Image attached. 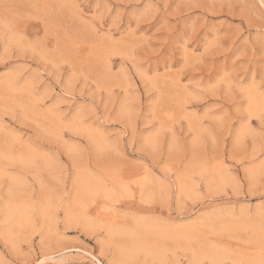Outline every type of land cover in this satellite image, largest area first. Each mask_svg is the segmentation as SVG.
<instances>
[{"label": "rangeland", "instance_id": "rangeland-1", "mask_svg": "<svg viewBox=\"0 0 264 264\" xmlns=\"http://www.w3.org/2000/svg\"><path fill=\"white\" fill-rule=\"evenodd\" d=\"M251 92L264 0H0V264H264Z\"/></svg>", "mask_w": 264, "mask_h": 264}, {"label": "bare ground", "instance_id": "bare-ground-1", "mask_svg": "<svg viewBox=\"0 0 264 264\" xmlns=\"http://www.w3.org/2000/svg\"><path fill=\"white\" fill-rule=\"evenodd\" d=\"M249 99H250V106H251V108L252 109H260V110H264V105H263V102H262V100L263 99H261V97L260 96H258V95H256L255 94V92H251V93H249ZM255 111V110H254ZM258 111V110H257ZM185 184V183H184ZM181 186H184V185H182L181 184ZM85 190V189H84ZM138 226H140V227H142L141 225H139V223L137 224ZM115 228V227H114ZM145 229V228H144ZM120 230H122V229H120ZM128 231V230H127ZM182 231V233H179V232H181ZM181 231H179V232H177V234H182V235H186L187 234V232H189V228H183V229H181ZM152 232V231H151ZM154 252H155V250H154ZM159 252V251H158ZM157 252V253H158ZM201 254V253H200ZM210 254V253H209ZM221 251H217V253L216 254H214V256H212L213 258H212V260H213V262L214 263H218L219 261V259H220V257L219 256H221ZM248 258H250V257H248ZM252 258V257H251ZM96 261V264H101V262L99 261V259H96L95 260ZM218 261V262H217ZM249 261V260H248Z\"/></svg>", "mask_w": 264, "mask_h": 264}]
</instances>
